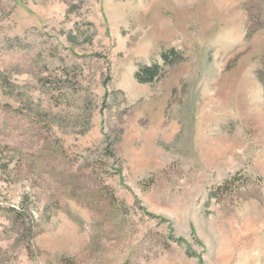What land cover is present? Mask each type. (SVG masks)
Wrapping results in <instances>:
<instances>
[{
	"label": "rangeland",
	"instance_id": "1",
	"mask_svg": "<svg viewBox=\"0 0 264 264\" xmlns=\"http://www.w3.org/2000/svg\"><path fill=\"white\" fill-rule=\"evenodd\" d=\"M0 264H264V0H0Z\"/></svg>",
	"mask_w": 264,
	"mask_h": 264
},
{
	"label": "trees",
	"instance_id": "2",
	"mask_svg": "<svg viewBox=\"0 0 264 264\" xmlns=\"http://www.w3.org/2000/svg\"><path fill=\"white\" fill-rule=\"evenodd\" d=\"M174 57V56H173ZM163 59L171 63L172 57L167 54L163 55ZM161 74L160 67L157 64L142 67L137 73V80L143 83L154 82Z\"/></svg>",
	"mask_w": 264,
	"mask_h": 264
}]
</instances>
